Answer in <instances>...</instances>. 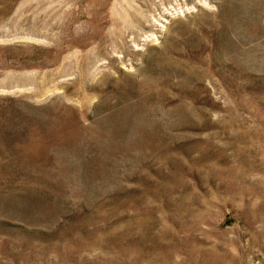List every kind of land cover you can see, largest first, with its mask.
Masks as SVG:
<instances>
[{
  "label": "rangeland",
  "instance_id": "rangeland-1",
  "mask_svg": "<svg viewBox=\"0 0 264 264\" xmlns=\"http://www.w3.org/2000/svg\"><path fill=\"white\" fill-rule=\"evenodd\" d=\"M0 264H264V0H0Z\"/></svg>",
  "mask_w": 264,
  "mask_h": 264
},
{
  "label": "bare ground",
  "instance_id": "bare-ground-1",
  "mask_svg": "<svg viewBox=\"0 0 264 264\" xmlns=\"http://www.w3.org/2000/svg\"><path fill=\"white\" fill-rule=\"evenodd\" d=\"M161 27H163V26H161Z\"/></svg>",
  "mask_w": 264,
  "mask_h": 264
}]
</instances>
